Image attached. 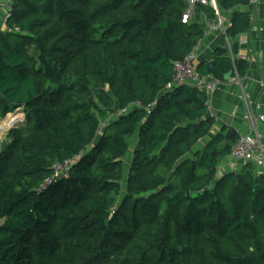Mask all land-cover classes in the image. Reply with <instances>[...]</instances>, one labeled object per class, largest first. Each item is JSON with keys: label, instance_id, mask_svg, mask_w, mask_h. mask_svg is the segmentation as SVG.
<instances>
[{"label": "trees", "instance_id": "trees-1", "mask_svg": "<svg viewBox=\"0 0 264 264\" xmlns=\"http://www.w3.org/2000/svg\"><path fill=\"white\" fill-rule=\"evenodd\" d=\"M248 2L217 0L232 13L230 42L250 29ZM188 9L13 1L0 29V117L25 119L0 150V264H264V174L248 163L219 175L237 139L224 128L208 141L215 122L198 87L166 88L205 32L200 18H217L197 6L185 24ZM214 59L219 79L248 71L226 44ZM65 159L69 177L41 189Z\"/></svg>", "mask_w": 264, "mask_h": 264}, {"label": "crops", "instance_id": "crops-1", "mask_svg": "<svg viewBox=\"0 0 264 264\" xmlns=\"http://www.w3.org/2000/svg\"><path fill=\"white\" fill-rule=\"evenodd\" d=\"M7 8L6 0H0L1 30L6 29L7 19L5 15ZM240 9L249 16L250 29L248 31L241 33L232 42L228 40L226 33L223 34L219 30L205 31L196 45L198 47L195 62L196 70L199 64H209L210 61H215L216 50L224 44H226L227 48L228 44H230L231 50L228 48V51L233 66L239 60L246 61L249 66L246 75L243 77L237 75L235 68L232 76L228 79H219L209 73L207 76L201 74L205 77L206 82L216 84V88L213 90L205 86L199 88L207 96V117L213 118L215 122L208 141L224 128L226 132L229 128L234 129L235 133L232 138L235 137L237 139L240 135L251 133L252 126L255 124L258 133L264 139V122L256 120L254 124L253 118L250 117L251 109L254 110V115L256 116L264 114V0H257L255 3L249 0L248 4L240 7ZM231 14V11H227L221 16L225 20L230 19L231 23ZM216 17V19L211 20L217 22L218 16L216 15ZM205 18V15L200 18L204 25ZM232 45H236L234 52ZM210 114H212V117H210ZM254 118L256 119V117ZM235 163L232 157L229 156L221 163V168L218 169L221 172L219 175L239 171L241 166H237ZM233 167H236V169Z\"/></svg>", "mask_w": 264, "mask_h": 264}, {"label": "built area", "instance_id": "built-area-1", "mask_svg": "<svg viewBox=\"0 0 264 264\" xmlns=\"http://www.w3.org/2000/svg\"><path fill=\"white\" fill-rule=\"evenodd\" d=\"M14 0H6L8 8L5 18L8 19L10 17V11L12 8V3ZM257 0H252V2H256ZM189 9L183 16V23L187 24L191 21V19L195 16V8L197 5L202 6H213L216 10V14L218 16L217 22H206V31L212 32L213 30H219L223 34L226 33L228 26L231 24L230 19L225 20L215 3V0H188ZM228 48L231 50L230 44H228ZM198 47L191 50L185 57L174 63V74L171 82L168 83L167 89L174 90L176 88L191 85L200 88L201 86H205L211 90L216 88V84L212 82H206L205 77L198 73L196 70V57H197ZM125 110L122 111L124 113ZM250 117L253 118V122L255 121L264 122V114H259L258 116L254 115L255 112L253 109L250 110ZM150 113V112H149ZM212 117V114H210ZM256 117V119L254 118ZM252 132L245 135L238 136L236 142L232 146L231 157L236 162L235 164L238 166L245 163H254L261 173H264V139L258 133L256 124L252 126ZM74 165V159H65L62 161H57L53 165V173L49 179L45 181L41 189H45L48 185L51 184L54 180L57 179H66L71 174L72 168ZM236 169V167H233Z\"/></svg>", "mask_w": 264, "mask_h": 264}, {"label": "bare ground", "instance_id": "bare-ground-1", "mask_svg": "<svg viewBox=\"0 0 264 264\" xmlns=\"http://www.w3.org/2000/svg\"><path fill=\"white\" fill-rule=\"evenodd\" d=\"M215 3H216V5H217V2H216V0H215ZM197 6H202V5H197ZM197 6H196V8H197ZM203 7H209V6H203ZM212 8H214L213 6H211ZM196 8H195V16H196ZM217 8H218V6H217ZM215 9V8H214ZM218 10H219V8H218ZM217 15V14H216ZM195 16L191 19V21L195 18ZM190 21V22H191ZM213 22L212 20H208V18L206 17L205 18V20H204V22H205V26H204V28H205V31H206V22ZM207 32V31H206ZM193 50V49H192ZM173 74H174V64H173ZM173 74H172V78H171V81H172V79H173ZM170 81V82H171ZM185 86H191V85H185ZM206 104H207V102H206ZM21 109H18L17 111H20ZM21 112H23L22 110L20 111V112H15V113H11V114H9L8 116H7V119L4 121V123L3 124H0V130H3V129H7V128H9V130H11V128L13 127V125H15V124H17V122H19V121H23V119H25V116L23 117V115H24V113L22 114ZM21 117H23V118H21ZM211 117V116H210ZM14 120H16L15 121V123L13 122ZM255 165V164H254ZM255 167H256V169L259 171V169H258V167L255 165ZM259 173L260 174H264V173H261L260 171H259Z\"/></svg>", "mask_w": 264, "mask_h": 264}, {"label": "rangeland", "instance_id": "rangeland-1", "mask_svg": "<svg viewBox=\"0 0 264 264\" xmlns=\"http://www.w3.org/2000/svg\"><path fill=\"white\" fill-rule=\"evenodd\" d=\"M21 111V110H20ZM20 111H15V112H20ZM15 112H13V113H15ZM22 114H23V112H21ZM11 114V113H10ZM9 115V114H8ZM7 115V116H8ZM7 116L3 119V118H1L0 117V124H3L4 123V121L7 119ZM25 115H23V117H24ZM23 117H21V118H23ZM15 121L16 120H14L13 122L15 123ZM22 122H24V119H23V121H19V122H17V123H22ZM9 131V128H7V129H3V130H0V150H1V148H2V145L4 144V142L6 141V138H7V132ZM134 148V147H133ZM131 156H132V154L131 153H129L127 156H126V158H125V161L127 162V164H126V169H125V171L126 172H128V169H129V166H130V159H131ZM241 167H242V165H241ZM219 168H221V164L219 165ZM239 169H240V167H239ZM227 171V170H226ZM235 172V171H234ZM236 172H238V171H236ZM219 173H221V172H219ZM226 174V173H225ZM2 223V221L0 220V224Z\"/></svg>", "mask_w": 264, "mask_h": 264}, {"label": "water", "instance_id": "water-1", "mask_svg": "<svg viewBox=\"0 0 264 264\" xmlns=\"http://www.w3.org/2000/svg\"><path fill=\"white\" fill-rule=\"evenodd\" d=\"M213 67H214V61L212 60V61L209 62V66H208V73H209L210 75L213 74ZM232 74H233V72H229V73L225 76V79H228L229 77H231ZM227 76H228V77H227ZM234 133H235V130L232 129V128H229V130L226 132V137H225L226 140H227V141H230V140L232 139Z\"/></svg>", "mask_w": 264, "mask_h": 264}]
</instances>
